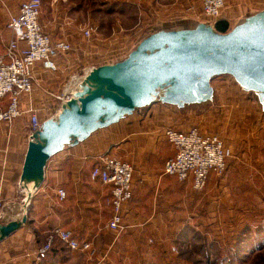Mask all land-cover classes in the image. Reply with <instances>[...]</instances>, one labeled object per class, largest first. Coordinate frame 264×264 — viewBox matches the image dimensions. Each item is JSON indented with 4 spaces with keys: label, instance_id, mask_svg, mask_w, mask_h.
Listing matches in <instances>:
<instances>
[{
    "label": "crops",
    "instance_id": "obj_1",
    "mask_svg": "<svg viewBox=\"0 0 264 264\" xmlns=\"http://www.w3.org/2000/svg\"><path fill=\"white\" fill-rule=\"evenodd\" d=\"M25 1L0 0V52H4L12 39L8 20L19 13L20 5ZM154 1L150 3L154 4ZM170 1L175 4L165 5L164 9L158 4L162 2L155 1L157 4L149 12L151 15L142 19L144 28L171 23L179 9L196 4L194 0ZM246 1H228L216 23L226 21L231 30L245 15L264 10V0H258L255 6L247 5ZM53 2L51 13L41 17L44 31L54 42L67 40L76 46L82 28L68 22L62 4ZM196 5L197 15L202 17L201 5ZM157 10L165 11L161 15ZM145 32L120 26L112 36L96 42L93 51L100 53L104 47H107L106 51L115 47L126 57ZM79 49L83 51L82 47ZM75 70V64L64 59L58 61L56 72L45 70L38 63L33 69L34 91L22 100L23 115L12 124L0 125V198L5 202L2 214L9 220L15 217L23 198L19 184L31 130L28 110L35 109L42 122L54 117L63 100L67 99L62 91ZM212 86L217 93L213 81ZM9 102V98H0V107L6 108ZM190 113V110L162 103L152 105L147 112H134L129 118L97 131L86 141L54 156L46 167L44 182L33 196L27 223L0 242V264H175L177 254L173 249L188 225L196 227L188 216L200 205H207V223H200L196 229L205 232L215 229L219 233L231 225L240 228V222L234 220L242 202L239 199L230 202L227 198L230 190L232 196L238 194L240 198L239 193L247 189L242 185L246 179L248 188L256 187V178L246 177L249 169L244 163L242 166L239 162H229L226 176L211 175L206 189L196 195L191 183L182 184L164 173L166 162L176 155L175 147L161 137L164 128L179 131L197 128L202 135L210 134L195 127V121L186 124L182 121L191 116ZM104 155L117 156L134 167L133 197L125 205L124 230L120 234L107 227L112 214L111 187L92 181L90 177ZM60 190L66 192L64 200L59 197ZM222 213L234 220L223 224ZM58 229L70 231L80 242L91 244V250L72 251L55 238L52 251L35 262L29 255L47 244Z\"/></svg>",
    "mask_w": 264,
    "mask_h": 264
},
{
    "label": "water",
    "instance_id": "obj_2",
    "mask_svg": "<svg viewBox=\"0 0 264 264\" xmlns=\"http://www.w3.org/2000/svg\"><path fill=\"white\" fill-rule=\"evenodd\" d=\"M215 26L194 19L155 25L126 57L87 70L57 114L30 135L19 184L23 198L12 220L1 214L0 242L27 223L48 162L97 131L155 103L183 110L214 104L212 81L222 75L264 105V10L245 15L227 33ZM31 181L35 189L27 194Z\"/></svg>",
    "mask_w": 264,
    "mask_h": 264
},
{
    "label": "rangeland",
    "instance_id": "obj_3",
    "mask_svg": "<svg viewBox=\"0 0 264 264\" xmlns=\"http://www.w3.org/2000/svg\"><path fill=\"white\" fill-rule=\"evenodd\" d=\"M150 1H57V4H62L68 22L75 23L77 27L82 28L77 37L76 46L73 45L70 54L61 58L76 66L75 73L70 76L72 78H69L70 80L67 81L68 84L66 83L62 93L65 91L71 96V88L74 87L76 79L84 76L90 68L114 63L125 57L115 47L108 51H106L107 47H104L100 53L93 51V47L97 46L96 42L99 40L112 36L113 32H116L120 26L123 29L150 30L153 24L148 28H144L142 24L143 17L150 16L149 12L157 4L156 0L154 4H151ZM158 1L162 2L158 3L162 8L165 5L175 4L170 0ZM42 2V15L51 13L53 1L42 0ZM258 2V0L246 1L249 6H255ZM164 11L157 10V13L163 15ZM191 17L209 22L203 15L202 17L194 16L185 8L174 13L173 21H180L182 18L190 19ZM86 26L95 28V33L90 39L84 37L83 29ZM81 47L82 52L79 51ZM75 77L76 79H73ZM213 82L218 91L214 104H207L206 107L194 106L189 109L191 116L182 121L185 124L188 121H195V127H201L208 133H216L223 137L233 149V158L230 162L234 164L239 162L241 165L244 163V167L249 169L246 177L256 178V187L248 188L249 184L246 179V183H242V185H245L247 189H243L241 194L239 193L240 198L238 194L232 196L230 190V197L227 199L230 202L239 199L242 205L236 213L235 220L226 213L221 214L220 220L223 224H227L231 220L236 223L239 221L240 228H232L231 225L219 233L215 229H210L208 232L196 229L200 223H207V221L205 223L207 205L193 208L192 215L188 217L193 219L192 224H195L196 227L192 228L191 225H188L180 235L178 244L175 245L176 251L174 253L177 254L175 264H264V105L257 101L254 94L240 87L235 79L229 75L219 76ZM68 89L70 91H67ZM157 104L159 103L153 105ZM147 111L148 109L145 110V112ZM194 192L195 195L200 194L195 190Z\"/></svg>",
    "mask_w": 264,
    "mask_h": 264
},
{
    "label": "built area",
    "instance_id": "obj_4",
    "mask_svg": "<svg viewBox=\"0 0 264 264\" xmlns=\"http://www.w3.org/2000/svg\"><path fill=\"white\" fill-rule=\"evenodd\" d=\"M57 4L58 0H53ZM201 5L204 18L214 24L222 16L226 4L230 0H194ZM191 4L187 10L198 16L197 5ZM42 0H27L20 5L19 13L8 20V28L12 31V39L6 44L4 52H0V98H9L6 108L0 107V125L12 124L20 118L24 111L22 100L31 96L34 91V67L40 63L45 70L58 71V61L70 54L73 44L67 40L54 42L42 26ZM84 37L90 39L94 33L93 26L83 29ZM67 99L70 94H63ZM30 135L41 126V119L33 108H29ZM161 137L170 142L176 149L174 158L165 164L164 173L173 176L182 184L191 183L193 190L202 192L206 189L210 176L222 178L228 171L229 162L233 158V149L218 134L202 135L197 128L190 131H179L175 128H164ZM92 181H100L111 187L112 214L108 229L118 234L124 230V208L133 197L134 167L131 163L117 156L104 155L90 174ZM61 200L66 198L64 190L59 191ZM5 202L0 198V217ZM55 238L59 239L72 251L91 250V244L80 242L67 230H55L47 244L33 251L29 256L35 262L51 252ZM176 249H173L175 252Z\"/></svg>",
    "mask_w": 264,
    "mask_h": 264
},
{
    "label": "bare ground",
    "instance_id": "obj_5",
    "mask_svg": "<svg viewBox=\"0 0 264 264\" xmlns=\"http://www.w3.org/2000/svg\"><path fill=\"white\" fill-rule=\"evenodd\" d=\"M83 78H84V76H82V77H80V78L78 77L77 79H76V77L73 78V79H76V81L74 82V85L78 84L79 81H81ZM73 79H72V80H73ZM67 91H70V89H68ZM35 184H36L35 181H31V182H28V183H27V185H26V193H27V194L32 193V191L35 189Z\"/></svg>",
    "mask_w": 264,
    "mask_h": 264
},
{
    "label": "trees",
    "instance_id": "obj_6",
    "mask_svg": "<svg viewBox=\"0 0 264 264\" xmlns=\"http://www.w3.org/2000/svg\"><path fill=\"white\" fill-rule=\"evenodd\" d=\"M215 27L220 33H227L228 31H230L229 24L226 21L217 22Z\"/></svg>",
    "mask_w": 264,
    "mask_h": 264
}]
</instances>
